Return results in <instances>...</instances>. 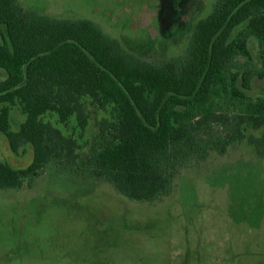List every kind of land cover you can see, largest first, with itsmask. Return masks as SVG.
<instances>
[{
	"label": "trees",
	"instance_id": "16d2710c",
	"mask_svg": "<svg viewBox=\"0 0 264 264\" xmlns=\"http://www.w3.org/2000/svg\"><path fill=\"white\" fill-rule=\"evenodd\" d=\"M250 37L264 55V0H216L185 54L153 63L89 18L53 17L20 0H0V135L15 153L33 149L24 167L0 158V189L32 186L52 162H77V139L42 116L54 111L64 122L75 116L84 128L85 96L116 111L115 120L100 123V148L85 173L130 199L161 198L180 166L226 154L245 139L247 125L263 129L249 143L264 159V96L249 94L256 73L241 60L253 58ZM246 101L250 110L229 108ZM13 105L26 115L19 130L12 128Z\"/></svg>",
	"mask_w": 264,
	"mask_h": 264
},
{
	"label": "rangeland",
	"instance_id": "374dc122",
	"mask_svg": "<svg viewBox=\"0 0 264 264\" xmlns=\"http://www.w3.org/2000/svg\"><path fill=\"white\" fill-rule=\"evenodd\" d=\"M20 3L53 17L89 18L140 58L161 63L185 54L196 23L216 0ZM249 45L253 58L241 60L256 73L249 93L255 100L264 96V78L257 77L264 72V55L255 37ZM82 102L84 128L75 116L66 122L54 111L42 116L77 139V162H52L32 186L0 189V264H264V159L249 143L263 129L247 125L245 139L226 154L189 161L167 194L138 201L85 173L100 148V123L115 120L116 111L114 105L102 109L89 96ZM250 102L229 108L250 110ZM10 117L14 130L26 119L19 105L11 106ZM0 158L24 167L33 149L26 145L15 153L1 134Z\"/></svg>",
	"mask_w": 264,
	"mask_h": 264
}]
</instances>
